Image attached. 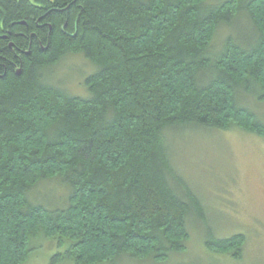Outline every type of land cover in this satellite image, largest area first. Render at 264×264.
<instances>
[{"label":"trees","instance_id":"1","mask_svg":"<svg viewBox=\"0 0 264 264\" xmlns=\"http://www.w3.org/2000/svg\"><path fill=\"white\" fill-rule=\"evenodd\" d=\"M209 1L0 0V264L55 241L51 264H168L196 225L209 261L245 264L246 236L214 234L168 138L264 139L246 106L264 105V0ZM240 18L249 32L226 37ZM69 57L94 68L87 96L58 78Z\"/></svg>","mask_w":264,"mask_h":264},{"label":"rangeland","instance_id":"2","mask_svg":"<svg viewBox=\"0 0 264 264\" xmlns=\"http://www.w3.org/2000/svg\"><path fill=\"white\" fill-rule=\"evenodd\" d=\"M248 30L247 21L240 18L231 30L226 29L225 34L226 37L232 34L241 38ZM220 33L218 31L216 36V45L221 41ZM59 68L58 78L69 76L66 85L69 92L75 96H87L83 87L84 76L94 68L81 57H69ZM63 68L75 69L76 73ZM253 102L248 101L246 106L264 121V105ZM168 138L173 148V166L206 206V217L212 222L214 234L219 238L244 234L247 238L245 264H264V139L240 130H202L190 135L179 134L177 139ZM57 194L52 188L46 190L40 202L58 204ZM189 230L186 257L172 259L168 264H219L220 256L216 257L218 261H209L205 253L204 231L200 225ZM54 244L52 247L46 242L40 246L27 264H51L54 255L67 249L59 247L58 241Z\"/></svg>","mask_w":264,"mask_h":264}]
</instances>
